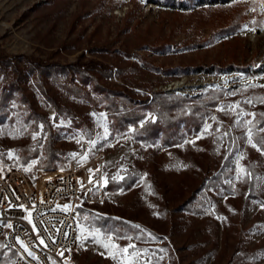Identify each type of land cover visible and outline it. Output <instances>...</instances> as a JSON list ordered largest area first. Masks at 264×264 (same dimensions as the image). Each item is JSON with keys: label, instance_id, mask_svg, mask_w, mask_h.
<instances>
[{"label": "rangeland", "instance_id": "1", "mask_svg": "<svg viewBox=\"0 0 264 264\" xmlns=\"http://www.w3.org/2000/svg\"><path fill=\"white\" fill-rule=\"evenodd\" d=\"M261 111L264 0H0V169L93 170L64 264H264Z\"/></svg>", "mask_w": 264, "mask_h": 264}, {"label": "built area", "instance_id": "2", "mask_svg": "<svg viewBox=\"0 0 264 264\" xmlns=\"http://www.w3.org/2000/svg\"><path fill=\"white\" fill-rule=\"evenodd\" d=\"M89 146L82 140L80 154ZM100 159L98 155L93 163ZM90 163L76 159L67 167L42 169L35 177L22 167L0 169V240L15 252V264H64L65 253L77 241L82 194L92 188ZM28 212L31 224L26 219Z\"/></svg>", "mask_w": 264, "mask_h": 264}, {"label": "trees", "instance_id": "3", "mask_svg": "<svg viewBox=\"0 0 264 264\" xmlns=\"http://www.w3.org/2000/svg\"><path fill=\"white\" fill-rule=\"evenodd\" d=\"M157 1L159 2V1H162V0H157ZM240 24H241V21L240 22H237L235 28L239 27ZM85 66L83 67L84 69H82V66H79V68H78L77 71H79L81 73H84L83 71H86ZM103 67L106 68V66H103ZM220 91H223V89H215L214 91H212V94L209 96V98L210 99H216L217 100V95L219 94ZM213 103H215V102H213ZM121 105H122L121 103L120 104H116L115 101H112V107L111 108L114 109V110H121ZM200 105H201V103H200ZM191 109H192V111L190 113H188V114H191L192 116H186V117H188L192 121H195V120H198V119H204L205 114H206V111H204L203 109H201V107H199L197 103L195 104V106H191ZM166 111H168V109ZM166 111L160 110L159 111V114L161 115V114L165 113ZM130 112H131L130 110H127L125 112H122L121 115H119L117 117H120L123 114H130ZM256 115H257V118L259 119V121H258L259 123L256 126L257 128H255L256 130H255V136H254V138H255L256 141H259L262 137H264V132L259 131L260 127H263L264 126V111L257 112ZM159 122H160V120L158 119V121L156 123H151L149 125H146L144 128L138 129V131L151 129V131L153 132L154 129H157V127L160 126V123ZM198 125H199V123H198ZM195 126H197V125H195L193 123L189 127H195ZM139 135H142V137L144 135L145 140H146V134L142 133V134H139ZM151 136L153 137L152 134L149 137H151ZM251 169H255L254 166H251ZM253 175L255 176L256 174H255V172H253V170H251V176H250L251 179H249V183H247V189L250 191V195L251 196H253V197H257L258 196V197L264 199V196L260 192H258V190H257L258 189L257 188V183H256V180L253 177ZM110 186H111V184L110 185L108 184L106 186V189L107 188L109 189ZM94 205H98V203H94ZM79 210L81 211V208H79ZM93 219H94V223H95L96 226H101L102 227V225L106 221L105 211L103 209H100V212H98ZM11 253H12V258H13L12 259V264H15V256H16V254H15V252L13 250H12ZM6 260H7V256H5L4 250L1 248L0 249V264H6Z\"/></svg>", "mask_w": 264, "mask_h": 264}, {"label": "snow or ice", "instance_id": "4", "mask_svg": "<svg viewBox=\"0 0 264 264\" xmlns=\"http://www.w3.org/2000/svg\"><path fill=\"white\" fill-rule=\"evenodd\" d=\"M253 23H255V21H253ZM246 27H247V26H246ZM248 123H251V121H249ZM105 131H106V130H105ZM259 131L264 132V128L259 129ZM225 135H227V133H225ZM33 138L35 139V136H34ZM247 139H248V143H249L254 149H256L257 151H260L261 154H264V137H262V138H261L259 141H257V142H253V132H252V129L249 128V129L247 130ZM93 143H94V142H93ZM9 155H11V153H9ZM84 158L86 159V157H84ZM241 158H243V157H241ZM27 170H28V169H25V171H27ZM92 171H93V170L89 169V172H90L89 183L92 182V181H91V173H92ZM97 171H98V169H97ZM242 171H244V170L242 169ZM114 178H115V177H114ZM121 179H123V177H121ZM106 182H107V180L105 179V183H106ZM20 207L23 208L24 206L21 205ZM63 209H64L65 211H67V210H69V206H68V205H64V206H63ZM25 210L27 211V209H25ZM26 219H28V222H29L30 224L32 223V220H31V212H28V217H26ZM7 227H12V225H7ZM32 227H33V230L35 231L36 226L33 224ZM137 227H138V226H137ZM65 235H66V234H65ZM40 243H41V244H44L43 239L40 240ZM21 245L24 246L22 241H21ZM45 247H47V245H45ZM104 247H106V248H118V246H116V245H104ZM129 248H133V250H134V254H135L137 251H139V250H136V249H135V246H134V245H129L128 247H125L124 249H122V252H123V253H127ZM25 251H28V249H27L26 247H25ZM144 251H146V250H144ZM28 254H29V255H32L31 252H29ZM60 255H63V253H60ZM110 255H113V258H116V256H115L114 254H112L111 251H110Z\"/></svg>", "mask_w": 264, "mask_h": 264}]
</instances>
